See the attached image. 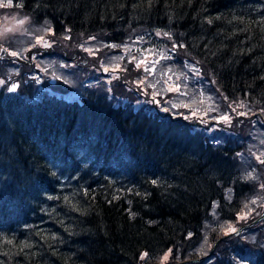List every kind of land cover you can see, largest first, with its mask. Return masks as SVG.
Returning a JSON list of instances; mask_svg holds the SVG:
<instances>
[{"label":"trees","instance_id":"obj_1","mask_svg":"<svg viewBox=\"0 0 264 264\" xmlns=\"http://www.w3.org/2000/svg\"><path fill=\"white\" fill-rule=\"evenodd\" d=\"M11 1L28 24L19 59L31 68L17 62L9 73L11 41L1 40L0 264H176L207 255L242 209L251 214L239 226L263 212L264 164L254 149L264 141V0ZM151 34L170 57L160 65L200 68L217 97L210 112L226 110L231 133L229 124L211 131L146 107L150 89L137 87L133 62L111 87L86 83L82 93L57 69L59 79H35L34 52L70 71L91 62L87 74L104 53L88 58L83 40ZM37 35L51 46L32 45ZM185 264H264V218Z\"/></svg>","mask_w":264,"mask_h":264},{"label":"rangeland","instance_id":"obj_2","mask_svg":"<svg viewBox=\"0 0 264 264\" xmlns=\"http://www.w3.org/2000/svg\"><path fill=\"white\" fill-rule=\"evenodd\" d=\"M19 12V8L14 2L11 1V4L9 5V0H0V42H2V39H10L11 42H7L9 43L8 45L10 47L8 53L15 51L20 55V50L27 51L28 49L27 47L22 48L27 38L24 36H20V34H22L21 32L26 30L28 24L26 23V19H18ZM21 21H23V23H21ZM143 36L138 37L132 41H125L119 44L105 42V40H102L97 36H90L88 39L83 40V49H81L82 51L86 52L88 58L92 59L93 55H96L97 52L104 53L100 61V67L98 68L95 66V68L91 70L93 72L89 71L87 74L85 73V64L87 63L86 61H83L82 65L80 63H77V71H70L66 66L63 65V63H57L58 58L45 56L43 57L41 53L37 55V53L34 52L32 56L33 60H35L36 62L37 67L35 68V79L40 83L48 84L50 82V79L57 77L53 76V73L57 69L63 75L69 77L66 78V80L63 79L66 82H69L70 78L73 79L74 77H76L77 80H75L74 78L75 84H73V86L77 90V92L82 93V91L86 89V83L92 84V82H102L111 87L112 83L115 81L113 77H119L121 73L123 74L126 72L127 61L133 62L135 67L137 61H145V63L141 64V67L139 68L141 69V76L136 83L143 79L144 83L140 84L143 92H145L147 89H150V97H152V94L159 93V95H156V99L160 101V106H158L156 103H153L151 99H149L147 102H145L146 107H157L158 109H160V111L161 107L167 108L170 112L173 111L177 114H180L183 118L184 116H188L189 120L199 122L198 124L202 126L210 125L209 128L211 127V131H213L215 127H217V124H221L216 123L215 119L213 118L218 117L222 114L228 115V112L224 110L222 113L219 112L220 114L218 116H215L210 112L212 108L214 109L215 106H217V97L214 89H212L210 83L208 82L209 80L207 81L206 78L200 75V68L193 63L185 62V70H182L180 72L178 68H170V66L160 65L162 59H164L162 57H166L164 53V45H159L157 41H154L153 34H151L150 36V41H144ZM38 37L41 36L37 35L36 40L32 39V41L35 42L32 45L37 44L38 49H41V47L43 48L44 46L43 42L39 44L37 43ZM44 41H46L45 38ZM109 45H114L115 47H110ZM86 49H90L91 53ZM30 50L32 51V48H30ZM19 55L17 57L12 56V59L9 58L14 63H4L9 65L11 64L7 68L9 73L16 69L15 66L17 65V62L23 64V68L26 72H28V69L31 68V65L23 62L25 60L20 61ZM7 59L8 57L5 56V61H7ZM79 60L82 61L81 58ZM92 63L94 64V61H92ZM7 66L8 65H6V67ZM117 66H119L118 69ZM145 67L151 68L152 71H144ZM105 68H107L108 71H105ZM197 69L198 72L196 71ZM82 77L86 79H83L84 81L82 83H79L78 85L77 82H79ZM134 77H136V75ZM56 83L58 82L54 81L53 84L55 85ZM13 84L17 83L12 82L9 87ZM58 84L62 85L63 83L60 82ZM69 84H71V81ZM175 85H180L179 93L168 90L170 87H174ZM47 89L51 90L50 88ZM180 93H183V95H181ZM64 97L68 98L67 96ZM167 112L161 111V113ZM193 112L196 113L195 117H192ZM199 117H202L203 119H200ZM223 124L227 125L225 123ZM231 125H233V123L228 126H224L230 131H227L228 133L232 132ZM254 133L255 136L257 135V137H263V133L261 134L260 130L254 129ZM222 134L224 135V137L229 135L227 133ZM257 143H261V151L258 147H256L254 150H257V154L264 153V151H262L264 150V141L257 140ZM259 157L262 158L264 157V155H259ZM242 221L243 220L239 222ZM239 222L233 223V226L237 228V226H239L237 225ZM165 253L159 259L160 263L169 262L170 255L168 256V259H163Z\"/></svg>","mask_w":264,"mask_h":264},{"label":"snow or ice","instance_id":"obj_3","mask_svg":"<svg viewBox=\"0 0 264 264\" xmlns=\"http://www.w3.org/2000/svg\"><path fill=\"white\" fill-rule=\"evenodd\" d=\"M11 4V0H9V5ZM19 6V5H18ZM21 23H23V21H21ZM49 32H51V30L49 29L48 30ZM157 35H160V33H157ZM165 36H169L168 33H164ZM67 38V37H66ZM94 39V38H93ZM43 42V46L44 47H50L51 45L47 42V41H44V38L41 36V37H38L37 38V43H41ZM110 47H115L114 45H109ZM173 47H184L182 44L181 45H173ZM87 51H89L91 53V50L90 49H86ZM3 51H7V49H3ZM9 55L13 56V57H17L19 55V53L13 51V52H10ZM162 58H170V57H162ZM131 63V61H129ZM145 61H137L136 62V68L139 69L141 67V64H144ZM119 68V66H117V69ZM105 71H108L107 68H105ZM144 71L146 72H151L152 69L151 68H148V67H145L144 68ZM198 72V69L196 70ZM56 79H59V77H56ZM113 79H119V77H113ZM179 79V78H178ZM144 83V80L141 79L138 83H137V87H139L140 84H143ZM4 84V81L3 80H0V85H3ZM17 88H18V85L16 84H13L12 86H10L8 88V92L10 93H15L17 91ZM169 91H175V92H180V85H175L174 87H170L168 89ZM143 91V90H142ZM181 95H183V93H180ZM147 95V93H146ZM156 95H159V93H155V94H152V102L153 103H156L158 106H160V101H158L156 99ZM229 107H232V105L230 104ZM237 108H243L244 107V104L243 103H240L236 106ZM215 110V109H213ZM161 111H164V112H167L169 111V109L167 108H163L161 107ZM233 111H236V108H233ZM237 115L238 116H245L246 113L244 112H237ZM196 116V113L193 112L192 113V117H195ZM185 119H188L189 117L188 116H184ZM200 119H203L202 117H199ZM213 119H215L216 123H225V124H231L232 123V118L231 116L227 115V114H222V115H219L218 117H214ZM262 155H264V153H262ZM257 160L264 164V160L260 159V157H257ZM251 178V174L249 173V175L247 177H245V179H249ZM262 188H264V185L261 186ZM228 192L230 193L231 192V189H228ZM52 197H49V199H51ZM230 199V197H229ZM257 201L256 200H252L251 203L255 204ZM248 205L247 203H245L244 205V208L247 209ZM251 213L250 212H244V210L242 209L240 212L237 213V221H241V220H246L248 218V215H250ZM240 231V229L236 228L233 226L232 223H227L226 227H225V230H224V235L225 236H228V235H231V234H236ZM206 242V241H205ZM172 250L169 249L167 253H165L163 259L166 260L168 259V256L171 254ZM147 257V253H144L141 255L140 259H145Z\"/></svg>","mask_w":264,"mask_h":264},{"label":"water","instance_id":"obj_4","mask_svg":"<svg viewBox=\"0 0 264 264\" xmlns=\"http://www.w3.org/2000/svg\"><path fill=\"white\" fill-rule=\"evenodd\" d=\"M51 82H53V80H51ZM262 218H264V210H263V212H262L258 217H256L254 220L250 221L249 223H246V224H244V225L239 226L238 229H240V231H239L238 233H236V234H232V235H237V234H239L243 229L252 226V225L255 224L256 222L260 221ZM225 237H226V236L220 237V238L214 243V245L212 246L210 252H209L207 255L200 256V257H198V258H194V259H189V260L181 261V262H178V263H176V264H185V263H189V262H199V261H201V260H204L205 258H207V257L210 256V254H211V252L213 251L215 245H216L220 240H222V239L225 238Z\"/></svg>","mask_w":264,"mask_h":264}]
</instances>
